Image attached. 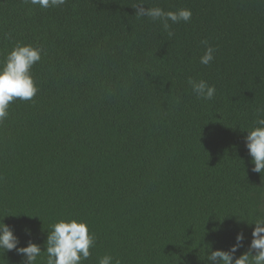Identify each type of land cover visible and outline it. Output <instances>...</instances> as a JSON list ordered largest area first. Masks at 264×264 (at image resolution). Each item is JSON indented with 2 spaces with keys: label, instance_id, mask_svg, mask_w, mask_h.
I'll use <instances>...</instances> for the list:
<instances>
[{
  "label": "trees",
  "instance_id": "obj_1",
  "mask_svg": "<svg viewBox=\"0 0 264 264\" xmlns=\"http://www.w3.org/2000/svg\"><path fill=\"white\" fill-rule=\"evenodd\" d=\"M139 0H0V62L42 48L39 89L0 123V219L41 247L60 218L96 236L82 264H210L243 231L247 251L264 174L245 145L264 105V0H144L189 22L137 18ZM215 48L200 63L202 41ZM189 78L216 88L197 98ZM5 216V217H4ZM248 221V222H247ZM26 229H30L28 234ZM0 250V264H24Z\"/></svg>",
  "mask_w": 264,
  "mask_h": 264
},
{
  "label": "clouds",
  "instance_id": "obj_2",
  "mask_svg": "<svg viewBox=\"0 0 264 264\" xmlns=\"http://www.w3.org/2000/svg\"><path fill=\"white\" fill-rule=\"evenodd\" d=\"M67 0H25V3L38 5L40 8L60 7ZM137 18L148 17L153 21H160L163 28L168 31L171 38L174 33L170 30L169 21L172 24L189 22L192 11L180 8L176 11H165L160 7H144V0L134 7ZM205 52L200 57V63L209 65L214 60L215 48L202 41ZM43 49L20 42L8 52L0 62V123L9 116V107L16 99L30 101L38 93L39 89L32 75L33 66L41 60ZM189 85L197 98L208 101L212 100L216 93L214 85H209L204 80L189 78ZM257 119L255 125L247 131L245 145L252 158L255 173L264 174V105L256 109ZM255 218L248 225H255L251 231V241L247 251L237 256V252L244 247L245 235L243 231L236 234L235 243L228 250H213L208 254L207 261L210 264H264V202H261L256 210ZM5 217V216H4ZM30 234L31 230L26 229ZM96 236L90 233L87 222L74 217L60 218L51 225L46 239V264H82L89 259L90 249L95 247ZM19 238L14 234V229L0 219V250L4 252L15 250L25 257L24 264H36L37 257L41 254V247L31 240L25 247H18ZM114 257L105 254L99 259V264H113ZM115 264H121L119 259Z\"/></svg>",
  "mask_w": 264,
  "mask_h": 264
}]
</instances>
